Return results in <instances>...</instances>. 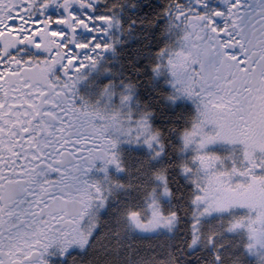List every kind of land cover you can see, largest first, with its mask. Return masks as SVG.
Returning a JSON list of instances; mask_svg holds the SVG:
<instances>
[{
	"label": "snow or ice",
	"instance_id": "snow-or-ice-1",
	"mask_svg": "<svg viewBox=\"0 0 264 264\" xmlns=\"http://www.w3.org/2000/svg\"><path fill=\"white\" fill-rule=\"evenodd\" d=\"M55 256L264 264V0H0V264Z\"/></svg>",
	"mask_w": 264,
	"mask_h": 264
},
{
	"label": "flooded vegetation",
	"instance_id": "flooded-vegetation-1",
	"mask_svg": "<svg viewBox=\"0 0 264 264\" xmlns=\"http://www.w3.org/2000/svg\"><path fill=\"white\" fill-rule=\"evenodd\" d=\"M79 250L76 248H73L70 253H69V257L71 255H74L78 252ZM51 259H53L55 261V264H67V262L69 261L68 257H60V256H55V257H50Z\"/></svg>",
	"mask_w": 264,
	"mask_h": 264
},
{
	"label": "trees",
	"instance_id": "trees-1",
	"mask_svg": "<svg viewBox=\"0 0 264 264\" xmlns=\"http://www.w3.org/2000/svg\"><path fill=\"white\" fill-rule=\"evenodd\" d=\"M67 264H70V262L68 261Z\"/></svg>",
	"mask_w": 264,
	"mask_h": 264
}]
</instances>
